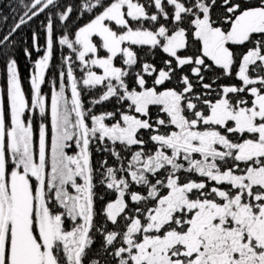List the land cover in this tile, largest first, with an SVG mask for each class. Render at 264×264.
<instances>
[{
    "label": "snow or ice",
    "instance_id": "snow-or-ice-1",
    "mask_svg": "<svg viewBox=\"0 0 264 264\" xmlns=\"http://www.w3.org/2000/svg\"><path fill=\"white\" fill-rule=\"evenodd\" d=\"M4 9L0 264H264V0Z\"/></svg>",
    "mask_w": 264,
    "mask_h": 264
},
{
    "label": "trees",
    "instance_id": "trees-1",
    "mask_svg": "<svg viewBox=\"0 0 264 264\" xmlns=\"http://www.w3.org/2000/svg\"><path fill=\"white\" fill-rule=\"evenodd\" d=\"M9 2V0H0V11L5 10L4 6ZM0 71H2V69H0ZM22 74H24L25 69L22 67L21 68ZM0 82H2V80H0Z\"/></svg>",
    "mask_w": 264,
    "mask_h": 264
}]
</instances>
